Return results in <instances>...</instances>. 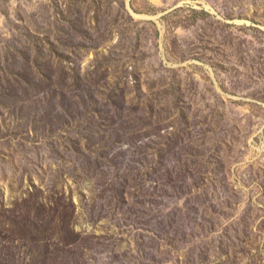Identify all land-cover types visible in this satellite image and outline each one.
Returning a JSON list of instances; mask_svg holds the SVG:
<instances>
[{
    "label": "rangeland",
    "instance_id": "374dc122",
    "mask_svg": "<svg viewBox=\"0 0 264 264\" xmlns=\"http://www.w3.org/2000/svg\"><path fill=\"white\" fill-rule=\"evenodd\" d=\"M0 264H264V0H0Z\"/></svg>",
    "mask_w": 264,
    "mask_h": 264
}]
</instances>
